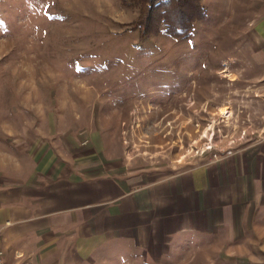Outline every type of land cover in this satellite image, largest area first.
<instances>
[{
  "label": "rangeland",
  "instance_id": "1",
  "mask_svg": "<svg viewBox=\"0 0 264 264\" xmlns=\"http://www.w3.org/2000/svg\"><path fill=\"white\" fill-rule=\"evenodd\" d=\"M230 7L207 8L188 38L144 39L139 0H0V116L29 110L49 138L95 135L118 174L181 173L249 147L264 138V82L220 71L239 66L231 44L204 34ZM250 243L182 245L161 259L114 245L109 264H264Z\"/></svg>",
  "mask_w": 264,
  "mask_h": 264
},
{
  "label": "crops",
  "instance_id": "2",
  "mask_svg": "<svg viewBox=\"0 0 264 264\" xmlns=\"http://www.w3.org/2000/svg\"><path fill=\"white\" fill-rule=\"evenodd\" d=\"M222 1L201 0L214 17ZM204 34L231 44L227 58L239 66L224 60L220 71L264 82V0H231ZM27 111L0 116L4 264H109L114 245L154 259L215 242L237 251L254 241L252 249L264 250V138L181 173L118 174L95 135L54 130L49 138Z\"/></svg>",
  "mask_w": 264,
  "mask_h": 264
},
{
  "label": "trees",
  "instance_id": "3",
  "mask_svg": "<svg viewBox=\"0 0 264 264\" xmlns=\"http://www.w3.org/2000/svg\"><path fill=\"white\" fill-rule=\"evenodd\" d=\"M139 2L146 5V11L143 8L144 14L139 19L142 25L139 32L144 39L158 35L163 29L174 39L188 38L196 22L204 20L207 14L201 0H139Z\"/></svg>",
  "mask_w": 264,
  "mask_h": 264
},
{
  "label": "built area",
  "instance_id": "4",
  "mask_svg": "<svg viewBox=\"0 0 264 264\" xmlns=\"http://www.w3.org/2000/svg\"><path fill=\"white\" fill-rule=\"evenodd\" d=\"M0 264H4L3 263V252L0 250Z\"/></svg>",
  "mask_w": 264,
  "mask_h": 264
}]
</instances>
